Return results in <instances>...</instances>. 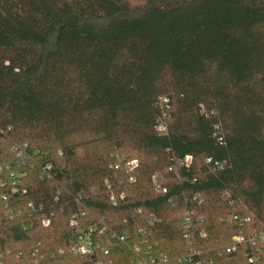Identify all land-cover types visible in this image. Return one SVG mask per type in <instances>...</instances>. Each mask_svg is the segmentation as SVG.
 I'll use <instances>...</instances> for the list:
<instances>
[{"label":"trees","instance_id":"16d2710c","mask_svg":"<svg viewBox=\"0 0 264 264\" xmlns=\"http://www.w3.org/2000/svg\"><path fill=\"white\" fill-rule=\"evenodd\" d=\"M133 1L0 0V164L18 169L6 146L40 152L15 193L0 187V264H184L192 249L246 264L224 252L231 217L264 231V0ZM81 219L113 247L71 254Z\"/></svg>","mask_w":264,"mask_h":264},{"label":"built area","instance_id":"2783aa9c","mask_svg":"<svg viewBox=\"0 0 264 264\" xmlns=\"http://www.w3.org/2000/svg\"><path fill=\"white\" fill-rule=\"evenodd\" d=\"M164 102H167V100H164ZM10 129H2L0 128V147L2 143L8 139ZM158 131L162 134L166 133L167 128L164 123L159 124ZM12 152L16 155L18 164L17 168H23L27 165L32 166L34 165L33 160L35 157L40 155V152L37 150H30L28 144H24L23 146H15L12 149ZM192 158L190 156H187L183 161L180 162V165L188 166L191 163ZM121 164L124 165V168L127 172H133L137 166L138 161H129L124 162L121 161ZM120 164L116 166V169H118ZM18 169L14 170L12 165L10 163L4 162L3 164H0V187L3 189H10L11 193H15L17 191V187L20 184L21 179V173L18 171ZM42 171V179L46 181H52L54 179V172H53V166L51 163H46L41 168ZM170 171L176 172L177 168L172 167L170 168ZM154 182L156 183V190L158 193H166V190L163 189L158 183V177H153ZM129 181L132 183L135 181L134 178H130ZM125 197V194L122 193L120 195V199L123 200ZM9 196L5 194L3 196V199L6 201L8 200ZM227 200H229L230 205H234L237 203V201L230 200V197L228 195L225 196ZM58 200V198L56 199ZM112 202L115 204L116 199L114 196H112ZM8 208V207H7ZM192 213L186 214V235L185 238L188 240V245L192 246V242L189 240V227H190V218L189 216ZM14 212L12 209L8 208V210L5 213V216L9 219L14 218ZM54 214H43L41 216V224L44 227H49L52 221ZM231 221L238 224L240 227V233L233 238V243L229 247H227L224 252L226 254L234 253L238 250L240 247H244L247 249L246 252V258L247 262L246 264H262V247L264 246V231L263 232H253L250 234H245V230L247 229V225L251 223L250 217H244L241 214H234L231 217ZM75 224L72 223V226ZM77 238L75 241L71 242L72 249L81 256H93L98 251L101 250L99 243L95 240V234L96 231L93 227L88 228H81L77 229ZM121 241L124 242L125 238L122 237ZM136 251H140V249L137 247ZM194 256L199 257L201 256V253L192 249V252L189 256L183 258L182 262L184 264H205L208 263L207 261L202 260H194ZM166 261L165 256H161L159 258H155L149 253L144 254L138 264H159Z\"/></svg>","mask_w":264,"mask_h":264},{"label":"rangeland","instance_id":"374dc122","mask_svg":"<svg viewBox=\"0 0 264 264\" xmlns=\"http://www.w3.org/2000/svg\"><path fill=\"white\" fill-rule=\"evenodd\" d=\"M133 2H135L134 4H136L137 2H138V0H134ZM5 148V147H4ZM3 148V153L5 154V158L6 157H8L7 156V154L8 153H10V152H12V149H11V146L9 147V146H6V148L4 149ZM115 156H116V159H118V161L120 162V161H122V160H125L126 158H135L136 156H135V153H131V152H117L116 154H114ZM5 160H7L6 162L7 163H11L10 162V159H9V157L7 158V159H5ZM18 171L20 172V170L18 169ZM19 213L20 214H22V211H19ZM76 223H77V229L79 230V229H81V228H84L85 229V224H84V222L82 221V219L80 220V224H82V226H80V225H78V222L76 221ZM43 226V225H42ZM44 227V226H43ZM94 229H95V231H96V234H95V240L99 243V245H100V248H101V250L99 251V252H101V251H106L107 249V247H106V245H108V246H111L112 245V243H111V241L109 240V238H108V236H107V234H106V229L104 228V229H98L97 227H94V226H92ZM46 228V227H45ZM78 233H77V231H76V235H77ZM73 242L75 241V239H73L72 240ZM71 241V242H72ZM112 247H113V245H112ZM69 250V252L71 253V254H73V255H77V256H81V255H79V254H77L73 249H72V247H71V243H70V248L68 249ZM63 253V251H61V254ZM161 257V256H160Z\"/></svg>","mask_w":264,"mask_h":264}]
</instances>
